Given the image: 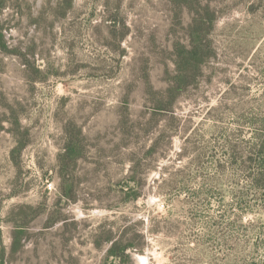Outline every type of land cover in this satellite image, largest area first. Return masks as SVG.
<instances>
[{
  "label": "rangeland",
  "instance_id": "374dc122",
  "mask_svg": "<svg viewBox=\"0 0 264 264\" xmlns=\"http://www.w3.org/2000/svg\"><path fill=\"white\" fill-rule=\"evenodd\" d=\"M197 1L214 55L171 100L189 14L169 0H0L6 251L28 227L6 264H101L106 235L144 246L131 264H264V0ZM74 125L73 202L58 155ZM128 159L144 187L125 203Z\"/></svg>",
  "mask_w": 264,
  "mask_h": 264
},
{
  "label": "trees",
  "instance_id": "16d2710c",
  "mask_svg": "<svg viewBox=\"0 0 264 264\" xmlns=\"http://www.w3.org/2000/svg\"><path fill=\"white\" fill-rule=\"evenodd\" d=\"M170 4L179 10H186L189 14V22L185 26V38L186 45L179 44L175 47L176 60L174 61L175 74L168 85V88L163 92V98L169 97L171 100L176 98L178 91L185 83L195 79L197 73L200 72L201 66L214 55L210 50V31L213 28L215 22V14L209 5H201L197 0H169ZM0 50L7 51V46L4 42L3 34L0 31ZM160 103V102H159ZM160 105V106H159ZM155 105L156 111H164L162 104ZM72 127L74 129L72 134H68L70 140L67 141L66 147L58 155L59 164V178H60V195L61 197L76 201L74 196L73 178L69 176L70 169L75 167L77 162L83 157L82 155V143L84 136L80 127ZM155 145H152L148 151L149 154L155 151ZM129 171L124 179L122 185H120L121 192L124 194L123 201L133 202L139 199L141 191L144 187V177L138 178L137 163L135 160L128 159ZM68 182V185L66 186ZM70 184V185H69ZM31 210V209H30ZM20 211L19 216H24ZM19 217V219H20ZM23 219V217H21ZM56 221H51L48 227H52ZM16 227L11 234V245L9 250L3 246L0 239V264H6L7 259L5 257H11L18 254L23 249V240L26 239L25 224L20 221H16ZM123 237V236H122ZM137 238L143 241L144 236L137 233ZM105 245H108L104 254L101 264H111L113 261H119V264H131L130 252L133 250L140 251L144 246H136L135 237L133 242L124 238H112L109 235L105 236ZM96 247L99 246L98 242H95ZM142 245V244H141Z\"/></svg>",
  "mask_w": 264,
  "mask_h": 264
}]
</instances>
